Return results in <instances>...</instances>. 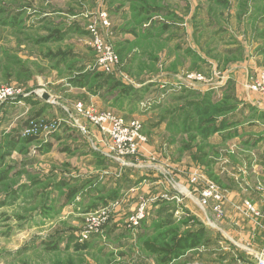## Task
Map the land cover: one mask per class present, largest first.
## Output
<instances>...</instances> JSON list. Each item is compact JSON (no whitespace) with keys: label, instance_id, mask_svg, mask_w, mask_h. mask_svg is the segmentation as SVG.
Masks as SVG:
<instances>
[{"label":"rangeland","instance_id":"374dc122","mask_svg":"<svg viewBox=\"0 0 264 264\" xmlns=\"http://www.w3.org/2000/svg\"><path fill=\"white\" fill-rule=\"evenodd\" d=\"M263 75L264 0H0V85L23 93L0 102V264H175L190 232L177 264H223L197 234L234 208L262 249ZM79 103L138 122L137 153Z\"/></svg>","mask_w":264,"mask_h":264},{"label":"built area","instance_id":"2783aa9c","mask_svg":"<svg viewBox=\"0 0 264 264\" xmlns=\"http://www.w3.org/2000/svg\"><path fill=\"white\" fill-rule=\"evenodd\" d=\"M92 33H94L96 38L98 37L96 34L97 30L92 29ZM95 48L98 52L104 53V55L99 58L100 66L105 70H109L107 63L109 61L113 62L114 59L113 53L111 51L112 48L101 46L99 44V39L95 43ZM193 79H195V77H193ZM249 88L255 92L264 93V75L252 88L251 86ZM22 94V91L15 87L0 85V102L15 99ZM76 111L80 117L85 118L89 123L102 129V131L108 132L110 139H112V144L109 146V148L119 150V156L114 158L115 160L121 161L123 156L127 157L129 155L136 154L138 151L137 147L139 146V141H144L139 139L141 125L138 122L128 125L124 119L118 118L109 111L99 112L94 108L85 107L82 103H79L76 106ZM75 125L83 135H90L87 125L80 122L79 120L75 121ZM246 207L249 212L258 215L256 208L251 203H246ZM87 234L89 235V233ZM237 264H264V256L258 255L256 256L255 261L250 263L237 262Z\"/></svg>","mask_w":264,"mask_h":264},{"label":"crops","instance_id":"0c3cea01","mask_svg":"<svg viewBox=\"0 0 264 264\" xmlns=\"http://www.w3.org/2000/svg\"><path fill=\"white\" fill-rule=\"evenodd\" d=\"M94 156L99 158L102 157L96 154H94ZM83 157L87 159L90 157V155L87 153ZM104 158L106 157L104 156ZM108 158L109 157H107V159ZM161 202L164 201H162L161 199V201L159 202L160 204L156 207L157 208L156 210L162 207ZM234 210L235 211L225 210L226 221L223 223L220 222L217 217L216 218L218 219V223L216 224L209 223L207 225L205 221H202V224L205 225L202 228L203 240H206L207 238H211V240L214 241V243H212L211 245L215 244L216 246H218V250H215L214 252L221 253L222 257L219 259L223 264L228 262L229 263L237 262V261L253 262L255 261L254 257L258 255V252L260 253L264 251V242H263V248L258 249L257 236H256L257 229L254 226L255 224L253 222L246 221L245 223H248L247 224L248 227L244 228V225H242V223H244L243 221H245V218L242 217V214L240 213L241 217L244 218V220L242 221L241 220L242 218L239 215H237V210L235 208ZM187 257L188 255L183 254V256H180L179 258H176V260H173V262L175 261L174 262L175 264L184 262Z\"/></svg>","mask_w":264,"mask_h":264},{"label":"trees","instance_id":"16d2710c","mask_svg":"<svg viewBox=\"0 0 264 264\" xmlns=\"http://www.w3.org/2000/svg\"><path fill=\"white\" fill-rule=\"evenodd\" d=\"M204 114H208V111L205 113L204 112ZM210 133V131L208 132V133H206L205 134V136H206V138H207V136H208V134ZM123 182H126L125 180L123 181ZM121 183H122V181H121ZM120 183V184H121ZM67 186V183L65 182V181H63V183L59 186V188H61V190L64 188V187H66ZM119 187H120V185H119ZM77 193V190H72V191H69V194H68V196H67V200L68 201H71V200H73L74 199V195ZM171 222V221H170ZM203 231V230H202ZM202 231H201V233L200 234H197V237L199 238V240L201 239H203V234H202ZM194 236H196V233H192V232H190L189 233V235H187L186 237L185 236H183V237H181L180 239H179V243L177 244V247H176V249H178V252H177V254H175L174 255V258H179L180 256H182L183 255V252H181V251H184L185 249H188V248H191V247H193V246H195V245H198V243H188V240H189V238H193ZM233 263H236V262H232V264Z\"/></svg>","mask_w":264,"mask_h":264}]
</instances>
